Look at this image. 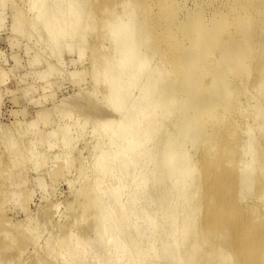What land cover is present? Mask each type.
Instances as JSON below:
<instances>
[{
  "label": "bare ground",
  "instance_id": "6f19581e",
  "mask_svg": "<svg viewBox=\"0 0 264 264\" xmlns=\"http://www.w3.org/2000/svg\"><path fill=\"white\" fill-rule=\"evenodd\" d=\"M101 1V39L109 52L100 54V43L92 42L95 90L59 101L64 122L44 133L50 139L40 131L25 143L29 159L38 162L49 154L37 152L38 145L47 143L51 150V138L58 140L62 149L53 154L54 162L67 167L81 130L93 118L98 151L91 181L82 179L76 188L80 218L66 232L59 225L63 234L41 245L51 252L34 264L58 258L57 264H93V258L96 264H264V212L256 204L264 194V147L257 142L264 133V0H190L192 6L189 0ZM28 11V19L18 15L15 23L29 34L42 33L51 73L64 72L65 39L78 36L76 61L82 60L86 34L98 25L87 0H33ZM19 33L15 27L13 34ZM100 84L105 88L98 100ZM87 96L95 102L85 105ZM245 109L249 121L247 114L228 122L232 112ZM71 116L77 117L72 126L71 119L65 121ZM17 152L7 158L10 164L25 156ZM15 173L8 171L12 178L20 175ZM107 178L117 184H106ZM88 212L93 225L81 232L93 236L82 237L71 228ZM40 237L33 233L28 241L38 246Z\"/></svg>",
  "mask_w": 264,
  "mask_h": 264
},
{
  "label": "rangeland",
  "instance_id": "374dc122",
  "mask_svg": "<svg viewBox=\"0 0 264 264\" xmlns=\"http://www.w3.org/2000/svg\"><path fill=\"white\" fill-rule=\"evenodd\" d=\"M12 1L14 5L11 4V0H0V69L5 73L1 74V76L3 75V78L0 76V162H2L0 164V220H2L0 222V264H34L35 258H38L40 259V261H42L41 259L46 258L47 254L51 252V249H43L41 245H43V243H45L46 241L52 240L53 238L60 237V235L63 234L62 231L65 230L66 232V229H68L70 223L73 222L71 220L80 218V209L75 204L74 200L76 196V188H79V184L82 179L88 182L91 181L93 172L89 168L92 165V160L97 154L95 152L98 151L96 150L97 148H94V138L92 137L95 136L92 134V128L90 126L92 124L90 120L92 119L93 121V118L90 117V120L88 119L89 126H85L81 130L82 132L80 133L82 134H80V138L83 139L79 138L76 141L77 144H74L75 146L73 147L71 153V157L73 158L74 163L72 161L70 165H67V167L66 164L63 166V162L60 159L54 162L55 159L53 158V154L60 152L62 149L59 145L60 142H58V140L55 143V139L53 140L51 138V147H53L51 148V150L50 147L49 149L47 148V143H45L46 146L44 145V143L42 145L38 143L39 145L37 152L46 154L49 153L46 156V159H43L44 161L41 160L42 158L40 159L41 162L43 161V163H41L40 160H38V162H35L34 160L29 159L30 153L27 149H25V143L29 141L28 139L33 138V136L37 135L40 131V133L44 135L45 140L47 137L50 139V136L46 135V132L53 131L55 127L57 128L59 123L61 124L62 122H64L62 119L63 117L61 116L62 113L59 110V105H61L60 102H62L64 98H70L75 93H80L81 90H83L81 91L83 93L85 91L86 94H90V91L93 92V88L95 90L94 74L93 78L90 74L92 72V68L90 65V60L92 58V42L96 40L98 44L102 43V45L99 44L100 54H106L107 52H109V48L107 46L108 43H106L108 41L101 39V28L99 26V19L101 16L97 11L98 7L102 4L103 1L87 0V5L93 12V17H96L95 20L97 19V30L94 29V31L91 32V35L90 32L86 34V45L81 61H76V58H78V53L76 54V51L78 50L77 47H79V43H76L78 40V36L72 38L73 40L71 39L72 48H70L71 40L69 38V40L65 39L63 41L65 43L61 50V57L64 60V65H62V69L64 67V72L60 73V75L57 76V74L51 73L50 69L47 66L48 62H52V58H49V55L47 54V51L44 47L45 45L43 46L42 42H44V40L42 37V33H39L40 31L36 30L29 34L28 27H26L25 25H22L20 27V24L22 23L17 20L15 23V18L18 15H23L25 19H28L31 16L32 13L28 11V8L33 0ZM14 1L16 3H14ZM187 2L189 6H192L190 0ZM86 19L89 20L88 18ZM15 27L20 30L18 36L13 34V29H15ZM22 28H24L25 30H22ZM80 29L82 28H78L77 34H80V32L82 33ZM98 32L100 36L99 34H97ZM101 40L104 43L101 42ZM66 44L70 46L68 47ZM104 44H106L107 50H105V47H103L105 46ZM32 46L33 48H31ZM36 49L38 52L36 51ZM43 49L45 50V56L43 55ZM35 51L36 54H34ZM32 57H34L33 61ZM37 72H40L39 74L42 75V79H40V75H37ZM71 72H76V74L72 75L70 74ZM77 72H83L84 74H77ZM29 74L30 76H32L30 77ZM50 74L52 77L50 76ZM19 81L21 83H19ZM28 84H30L32 87ZM253 84L251 83L249 85L250 87L248 86L249 89H251V86ZM24 86L26 88L29 87L27 88L28 90L26 89L28 92H26ZM104 88V84L99 85V87L97 88L99 94L97 92L96 99L99 100V96L101 98L104 92ZM30 89L32 90L30 91ZM100 92L102 93L100 94ZM240 99L246 100L243 96H241ZM85 100H88V102L85 101V105L93 104V102H95L94 97L90 98L87 96ZM98 100H96V103ZM39 111H42V115L38 113ZM245 111L237 112V114H235L236 112H230L232 119L230 118L228 122H232L231 120L240 121L242 120L241 117L244 119V116H247L249 110L245 109ZM59 112L60 114H58ZM238 113H240V116L238 115ZM72 115L74 114L72 113ZM73 117L74 116H71L69 119H65L66 122L67 120L71 119L70 121H68V125H74L75 123H77V117L76 119L75 117ZM249 118L250 116L247 118L248 121ZM56 122L57 125H55ZM30 123H34L33 125L36 124V128L35 126L32 128ZM229 123L227 125H229ZM85 130L87 131L85 132ZM20 131H22V133H19ZM90 133L92 136L90 135ZM240 136V138H244L245 134L241 133ZM8 137L10 138V140L8 139ZM2 138H4V141L2 140ZM10 142H13L14 147L9 146L8 143ZM257 142L259 143L261 148L262 146L264 147V133L260 136H257ZM53 143L55 144V146ZM9 150L11 153L9 152ZM14 151H16L17 153L20 152L21 155H25L23 156V159L21 158L19 160L21 168L19 163H16L18 161H10L11 164L13 163L12 166L8 161L9 157ZM79 151H81V153ZM196 151V154L193 153L194 158H198V156L200 155V146ZM92 153L94 156L92 155ZM51 165L54 166V171H52ZM18 166L19 168H17ZM10 169H13V172H19L18 174L20 175L16 173L15 174L18 175L20 179L18 176H16V178H12L11 175H8V171ZM64 169H66V171H64ZM81 169H84L82 175L85 174L82 177L79 175V171H81ZM15 174L13 175L15 176ZM23 174H25V177H22ZM69 180H71V183H69ZM4 181H6L8 184ZM107 182H109V185L111 183V186H115V184H117V179L107 178L106 184ZM121 182L123 183L124 180H121ZM2 184L4 185V187ZM14 193H19V196L15 197ZM122 193L123 197L126 196V193ZM6 196L8 198L5 199ZM10 196L14 197L11 198ZM261 198V201L256 204L259 210L261 212H264V194L261 196ZM245 201L246 203L253 204L254 200L248 198ZM88 216H91L90 212H88L84 221L80 220V223L75 225L76 227L71 228L74 233H78V235L82 237L86 236L87 233L88 235L93 236V234L88 231L87 233L83 231L81 232L83 228L87 230L93 225L92 217L89 218ZM28 217H31V219H29ZM43 218L49 219V222H47L46 219L44 221ZM81 221L83 222L81 223ZM36 224L38 225L37 230L32 229L31 226L34 227ZM59 225H64L65 229L59 230ZM2 232H11L13 236H10L9 239H6L7 237H5ZM33 233H39L41 235L40 240L38 241V246L40 245L41 247H38L37 245H31L30 240L28 241V238L30 239ZM54 248L57 249V246H55ZM77 249H79V247ZM93 259L91 260V262H93V264H96V260ZM17 260L20 261V263L17 262ZM60 261L61 259L58 258L57 260H55V262H52L50 264H57Z\"/></svg>",
  "mask_w": 264,
  "mask_h": 264
}]
</instances>
